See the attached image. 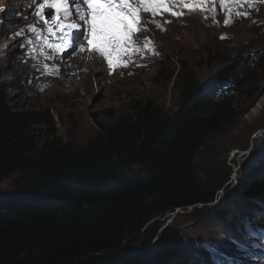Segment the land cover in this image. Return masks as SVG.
<instances>
[{
    "label": "trees",
    "instance_id": "16d2710c",
    "mask_svg": "<svg viewBox=\"0 0 264 264\" xmlns=\"http://www.w3.org/2000/svg\"><path fill=\"white\" fill-rule=\"evenodd\" d=\"M232 71L220 81L233 78ZM245 75L236 79L242 86L255 71ZM1 80L0 183L10 184L0 188V264H209L178 230L169 227L159 238L162 227L152 233L146 227L218 197L220 187L196 168L208 140L235 119L232 99L212 100L218 79L207 89L188 85L172 113L134 102L127 114L99 124L85 146L56 132L37 136L30 115L12 110L11 87ZM247 178L246 198L236 191L226 201L250 217L264 199V170Z\"/></svg>",
    "mask_w": 264,
    "mask_h": 264
},
{
    "label": "rangeland",
    "instance_id": "374dc122",
    "mask_svg": "<svg viewBox=\"0 0 264 264\" xmlns=\"http://www.w3.org/2000/svg\"><path fill=\"white\" fill-rule=\"evenodd\" d=\"M10 2L0 0V4L7 5L8 9H11ZM263 19L264 10L258 13L257 21L235 24L229 29L230 40L220 41V32L224 34V31L218 26H208L204 14L192 15L186 18L185 25L176 21L166 33H154L159 52L155 53V46L133 58L136 76L123 74L109 78L97 68L83 82L74 79L77 87H69L66 81L38 98L31 97L20 84L25 67L10 55L13 48L7 45L5 30L0 25V75L11 87L8 93L12 110L30 115V130L37 136L46 137L50 132H56L64 140L71 139L85 146L97 135L99 124L112 122L111 117L115 114H127L134 102L148 100L172 113L179 109L182 93L188 85H204L231 69L233 75L245 79L242 68L252 56L255 66L251 68L255 75L252 82L239 84L232 99L234 121L211 137L197 155L198 174L206 177L210 185L223 186L217 201L206 209L189 210L179 217L169 216L146 227L149 233L155 227L162 226L163 231L172 227L187 240L203 236L214 238L218 231L226 230L222 227L224 218L239 216L226 201L227 197L239 191L240 198H246L244 182L253 170L262 169L254 164L263 151L264 135L256 138L254 135L264 130V64L260 52L264 49V27L259 25ZM235 150L238 153L234 154ZM9 184L8 181L0 183V188L7 189ZM163 231L158 234L159 238ZM146 237L149 234L133 247L140 248ZM157 240L154 237L152 243Z\"/></svg>",
    "mask_w": 264,
    "mask_h": 264
},
{
    "label": "snow or ice",
    "instance_id": "6c2138e0",
    "mask_svg": "<svg viewBox=\"0 0 264 264\" xmlns=\"http://www.w3.org/2000/svg\"><path fill=\"white\" fill-rule=\"evenodd\" d=\"M168 2L169 0H82V5L87 7V11L81 12L79 10L81 0H71L72 6L76 9L73 14L70 9V0H43V3L34 14L43 19L45 7L56 10L57 15L52 17V20L55 21V28L50 29V31L56 34V29H59L60 49H71L74 38L78 39V37H74L72 32V29L80 27L73 20V16L78 17L87 29V35H84V39L89 47L105 58L108 66L111 67L114 60L121 54L134 51L133 44L140 43L138 38H134L133 34L143 31L139 27L141 24V11L155 15L159 9L163 8L165 11L170 12L172 16L180 15V13L165 7ZM180 2L186 6H195L197 4L202 5L207 0H180ZM233 2H245L251 6L257 3V0H220L221 4ZM259 2L264 3V0H259ZM28 3L30 5L35 4L36 0H28ZM0 11H4V9L0 8ZM243 15L247 14L244 13ZM62 19L73 20V22L62 23ZM45 23L47 24L49 21L45 20ZM224 23L227 24L228 20L226 19ZM29 31L39 36L34 27L29 26ZM22 32L23 30L16 35H21ZM28 43L31 44L32 41L29 40ZM32 51H35V49H32ZM45 68H47V65H45Z\"/></svg>",
    "mask_w": 264,
    "mask_h": 264
},
{
    "label": "bare ground",
    "instance_id": "6f19581e",
    "mask_svg": "<svg viewBox=\"0 0 264 264\" xmlns=\"http://www.w3.org/2000/svg\"><path fill=\"white\" fill-rule=\"evenodd\" d=\"M162 43H163V42H162ZM263 108H264V105H263ZM262 134H264L263 131H262Z\"/></svg>",
    "mask_w": 264,
    "mask_h": 264
},
{
    "label": "clouds",
    "instance_id": "9594fccd",
    "mask_svg": "<svg viewBox=\"0 0 264 264\" xmlns=\"http://www.w3.org/2000/svg\"><path fill=\"white\" fill-rule=\"evenodd\" d=\"M68 84H70V83H68Z\"/></svg>",
    "mask_w": 264,
    "mask_h": 264
}]
</instances>
